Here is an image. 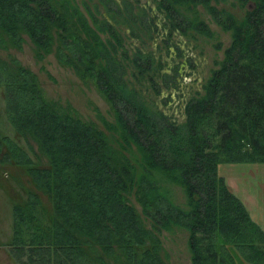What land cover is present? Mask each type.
I'll return each mask as SVG.
<instances>
[{"label": "trees", "instance_id": "obj_1", "mask_svg": "<svg viewBox=\"0 0 264 264\" xmlns=\"http://www.w3.org/2000/svg\"><path fill=\"white\" fill-rule=\"evenodd\" d=\"M152 1L0 0L8 120L46 160L0 135V160L29 183L12 204L17 264H166L161 236L175 229L191 264H264L263 229L217 174L221 162H264V0ZM209 23L229 43L180 115L169 114L159 92L179 88L178 72L163 71V55L173 59L182 39H213ZM25 36L38 58L55 48L94 81L115 116L109 133L43 96L11 53Z\"/></svg>", "mask_w": 264, "mask_h": 264}, {"label": "rangeland", "instance_id": "obj_2", "mask_svg": "<svg viewBox=\"0 0 264 264\" xmlns=\"http://www.w3.org/2000/svg\"><path fill=\"white\" fill-rule=\"evenodd\" d=\"M140 1L141 4L154 8L152 0ZM209 24L214 32L213 39H182L181 42L177 41L180 51H177L173 59L168 54L163 55V71L170 72L169 67L175 64L178 72L179 88L176 87L175 91L159 92V105L169 114L180 115L181 105L195 90L201 88L203 81L215 67V61L222 57L224 48L229 43L228 33L214 23ZM217 42L221 43L218 48L215 47ZM11 53L35 76L47 100L68 107L81 121L96 125L109 133L107 125L114 123L115 119L110 104L92 79L79 76L72 68L59 61L55 48L38 58L33 44L25 36L20 48L12 49ZM162 95L166 98H161ZM0 135L15 139L34 161L40 160L41 156V162L46 163L38 145L30 141L31 148H28V143H25L10 124L1 89ZM5 149L4 146L3 150ZM217 174L224 178L230 191L243 202L251 218L264 231V162H221L217 165ZM27 187L29 183L25 170L14 162L0 160V264H17L8 248L12 240V204L14 200L25 197ZM167 188L176 202L184 203L185 196L179 186L169 182ZM43 200L48 205L46 199ZM135 205L140 211V206ZM161 245V255L166 264H191L185 232L177 229L164 232ZM239 264L247 263L240 261Z\"/></svg>", "mask_w": 264, "mask_h": 264}]
</instances>
